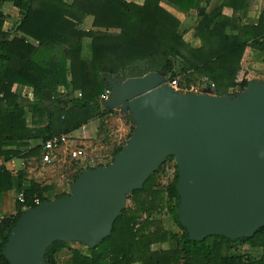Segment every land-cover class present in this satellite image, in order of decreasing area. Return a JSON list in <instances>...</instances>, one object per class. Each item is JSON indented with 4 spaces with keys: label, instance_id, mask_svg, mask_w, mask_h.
<instances>
[{
    "label": "trees",
    "instance_id": "16d2710c",
    "mask_svg": "<svg viewBox=\"0 0 264 264\" xmlns=\"http://www.w3.org/2000/svg\"><path fill=\"white\" fill-rule=\"evenodd\" d=\"M161 2L184 12L195 11L193 34L198 46L184 40L181 22ZM4 3L19 12V21L6 31V17L0 11V157L6 162L38 156L45 140L70 135L111 115L100 99L107 90L106 77L138 78L155 72L164 75L166 82L178 79L181 84L206 78L214 84L213 94L223 97L239 93L251 82H236L247 48L264 59V5L258 18L250 21L249 0L216 4L212 0H144L141 5L126 0H0V8ZM224 8L231 9L232 15H224ZM86 17L92 18L96 31L81 28ZM84 39L90 40L89 60L81 56ZM14 85L32 89V100L15 95ZM31 140L38 144L31 147ZM159 169L142 189L127 196L109 236L93 248L85 246V252L56 242L45 252L46 264H57V255L65 248L70 253L66 264H264V228L251 238L188 240L177 221V172L162 192L154 189ZM84 170L73 175L70 183ZM11 186V175L0 168L1 190ZM17 190L24 202L16 199L15 214L0 220V264H9L2 250L24 209L37 207L35 199L41 204L69 196L63 193L46 199L42 193L48 188L34 184L22 188L19 183ZM164 210L181 231L179 238L152 218ZM171 241L174 245L169 248H156ZM239 245L259 248L262 254L258 258L233 254Z\"/></svg>",
    "mask_w": 264,
    "mask_h": 264
},
{
    "label": "water",
    "instance_id": "95a60500",
    "mask_svg": "<svg viewBox=\"0 0 264 264\" xmlns=\"http://www.w3.org/2000/svg\"><path fill=\"white\" fill-rule=\"evenodd\" d=\"M106 83L103 106L131 116L129 140L110 164L81 172L66 198L24 210L2 250L9 264H46L56 242L95 247L127 196L169 157L178 176L177 221L188 240L251 238L264 228V82L223 97L207 89L180 93L155 72Z\"/></svg>",
    "mask_w": 264,
    "mask_h": 264
},
{
    "label": "crops",
    "instance_id": "0c3cea01",
    "mask_svg": "<svg viewBox=\"0 0 264 264\" xmlns=\"http://www.w3.org/2000/svg\"><path fill=\"white\" fill-rule=\"evenodd\" d=\"M67 1L70 2L72 0H67ZM126 1L141 5L144 0H126ZM249 1H250V8H249L250 10L248 14V19L250 21H255L258 18V15L263 8L264 0H249ZM217 2L218 0H212V4H216ZM161 6L165 10H167L169 13L174 15L181 22V27L191 29V31L193 32V26L196 21V14L194 10H190L189 12H184L165 2H161ZM0 11L6 17L4 25H3L4 30L6 31L9 30L19 21L18 9L15 8L11 3H4L1 6ZM223 14L226 16H231L232 10L229 8H224ZM91 26H92V18L86 17L83 24L81 25V28L85 31H89V30L96 31V29H93ZM195 40L199 44V41L197 39ZM195 46H198V45H195ZM81 56H82V59L84 60H89L91 57L89 39H84L82 41ZM261 57L263 56L259 52L253 49L247 48L244 53L242 61L245 59L247 61L246 63L247 66H249L250 68L252 67L254 69L257 67H253V66L260 65L263 69L264 59L259 60V59H262ZM68 81H69V78H68ZM12 91L15 93V95H18L19 97L28 99L29 101L32 100V89L30 88H26L20 85H14L12 88ZM60 92H65V90L60 89ZM26 121L28 125L32 123L31 114L29 112L26 113ZM96 124H97V120L90 122L89 124L81 127L79 130L73 132L72 134L67 135L66 137L69 143L68 145L64 147L62 146L56 152L55 154L56 157H55L54 162L57 161L59 163L62 160H64L63 155L65 154V152H67L69 144L70 146L71 145L79 146V144L85 145L86 143H88L86 141H83V138L84 139L88 138L87 135L89 133L91 134L93 133V129L95 128ZM36 144H38V141L36 140H31L29 142V145L31 147L35 146ZM48 166L49 165L43 164L41 162L40 154L38 156H31L26 159H13L11 161L6 162L4 168L11 175L12 186L11 188L4 189V190H1L0 188V216L7 218L15 214L16 208H17L16 198L18 195L21 194V193L19 194L17 190L19 183L22 188H27L31 184L38 186L40 189L48 188L47 191L42 193V196L46 199H53L54 197L60 194L68 193L65 190V187L67 184L65 181H63L64 176L60 175L59 172L57 171H54L51 174H45L48 171H50L47 168ZM60 166L61 165H59V167ZM72 176L73 175L67 178L69 190H70V185L72 184L70 183Z\"/></svg>",
    "mask_w": 264,
    "mask_h": 264
},
{
    "label": "rangeland",
    "instance_id": "374dc122",
    "mask_svg": "<svg viewBox=\"0 0 264 264\" xmlns=\"http://www.w3.org/2000/svg\"><path fill=\"white\" fill-rule=\"evenodd\" d=\"M189 30V31H188ZM184 40L192 46L199 45L198 42L194 39V34L191 29L181 27L180 30ZM263 60V57H261ZM247 61L244 59L242 61L241 69L238 73L239 79H245L247 81H261L264 82V68L260 65L253 66L257 68H250L247 66ZM250 82V83H251ZM197 81L193 83H185L181 86V89L190 93L196 89ZM241 92V91H240ZM239 92V93H240ZM237 93V94H239ZM234 94V95H237ZM103 103V102H102ZM112 114L104 117L101 120H97V124L93 129V133H89L88 138H83V141H86L85 145L79 144L78 148H81L85 154V158L79 161H73L69 158L68 152H65L64 160L61 162L55 161L52 165H49L47 168L48 171L45 174H51L54 171L59 172L60 175L64 176L66 182L65 190L70 193L69 186L67 183V178L71 175L77 174L80 169L85 168H95L98 165L107 166L113 161L114 150L120 146H124L131 136V128L134 127V124L131 121V116L126 112L122 113L120 109L111 110ZM130 117H129V116ZM131 133V134H130ZM130 134V135H129ZM85 135V134H84ZM83 135V136H84ZM70 147H68L69 149ZM59 165H61L59 167ZM177 172L175 166V160L167 158L165 163L160 166L159 171L154 176L155 181V190L165 192L167 186L172 183L175 173ZM49 179V178H47ZM45 182V180H44ZM165 195V194H164ZM153 219H157L162 223V226L169 232L173 233L180 237L181 231L174 222L172 216L168 211L164 210L159 215H152ZM145 216L143 215V219ZM174 245V242L166 243L164 245L157 246L156 248H169ZM68 248H77L82 252H85V246L79 243H68ZM244 254L245 256L258 258L262 251L259 248L252 249L248 246H240L237 250H234L233 254ZM70 257V253L65 248L57 255V264H66Z\"/></svg>",
    "mask_w": 264,
    "mask_h": 264
},
{
    "label": "built area",
    "instance_id": "2783aa9c",
    "mask_svg": "<svg viewBox=\"0 0 264 264\" xmlns=\"http://www.w3.org/2000/svg\"><path fill=\"white\" fill-rule=\"evenodd\" d=\"M236 82L240 83L241 79H239V76L237 75ZM168 86L172 87L174 90L180 92V93H187V91H184L181 89V86L184 84H181L178 79H174L170 82H166ZM209 90L210 94L215 96L213 94L214 84L210 83L206 78H202L199 81H197L196 89L193 91H190V93H202L204 90ZM109 91L106 90L105 94L101 95L100 99L102 101H105L108 98ZM78 97H80V94H78ZM69 141H67V137L65 135L59 136V137H53L45 140L41 143V151H40V158L41 162L43 164L50 165L54 162L56 157V152L63 146L68 145ZM69 152L68 156L73 161H79L82 160L85 157V154L81 148H78L75 145L69 144ZM6 164V161H4L2 158H0V168L4 167ZM20 203L24 202V198L22 194L18 195L16 198ZM34 204L36 206L40 205L39 201L37 199L34 200ZM26 210V209H24ZM4 217L0 216V220H2Z\"/></svg>",
    "mask_w": 264,
    "mask_h": 264
},
{
    "label": "flooded vegetation",
    "instance_id": "af4514ba",
    "mask_svg": "<svg viewBox=\"0 0 264 264\" xmlns=\"http://www.w3.org/2000/svg\"><path fill=\"white\" fill-rule=\"evenodd\" d=\"M123 114L126 113L125 111H121Z\"/></svg>",
    "mask_w": 264,
    "mask_h": 264
}]
</instances>
